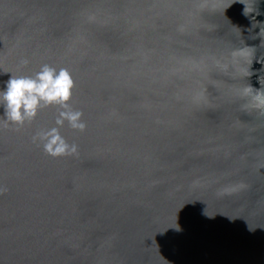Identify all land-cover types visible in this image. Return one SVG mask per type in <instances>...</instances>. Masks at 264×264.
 I'll return each mask as SVG.
<instances>
[{
    "label": "water",
    "instance_id": "95a60500",
    "mask_svg": "<svg viewBox=\"0 0 264 264\" xmlns=\"http://www.w3.org/2000/svg\"><path fill=\"white\" fill-rule=\"evenodd\" d=\"M43 64L86 127L0 125V264H264V0H0V87Z\"/></svg>",
    "mask_w": 264,
    "mask_h": 264
},
{
    "label": "clouds",
    "instance_id": "9594fccd",
    "mask_svg": "<svg viewBox=\"0 0 264 264\" xmlns=\"http://www.w3.org/2000/svg\"><path fill=\"white\" fill-rule=\"evenodd\" d=\"M74 88L75 80L67 68L57 70L49 64L41 65L32 75H11L0 87V108L3 109L0 125L23 126L26 121L38 115L42 105L57 107L59 114L56 117V126L38 132L33 141L38 140L50 156L75 155L78 151L77 145L69 144L60 132L65 121L73 129L83 131L86 127L81 119L82 112L74 110L70 104ZM257 99L261 100L259 96Z\"/></svg>",
    "mask_w": 264,
    "mask_h": 264
}]
</instances>
